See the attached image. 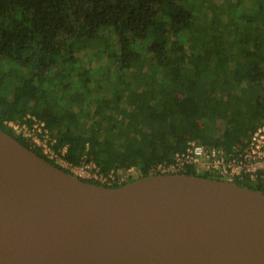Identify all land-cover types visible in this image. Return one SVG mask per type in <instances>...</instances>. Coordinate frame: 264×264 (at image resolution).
<instances>
[{"label":"trees","instance_id":"obj_1","mask_svg":"<svg viewBox=\"0 0 264 264\" xmlns=\"http://www.w3.org/2000/svg\"><path fill=\"white\" fill-rule=\"evenodd\" d=\"M160 1L0 0V128L73 173L4 123L34 114L68 162L141 177L189 138L229 148L264 123V0H205L217 17ZM232 181L264 192V177Z\"/></svg>","mask_w":264,"mask_h":264},{"label":"water","instance_id":"obj_2","mask_svg":"<svg viewBox=\"0 0 264 264\" xmlns=\"http://www.w3.org/2000/svg\"><path fill=\"white\" fill-rule=\"evenodd\" d=\"M0 264H264V192L186 172L106 186L0 128Z\"/></svg>","mask_w":264,"mask_h":264},{"label":"built area","instance_id":"obj_3","mask_svg":"<svg viewBox=\"0 0 264 264\" xmlns=\"http://www.w3.org/2000/svg\"><path fill=\"white\" fill-rule=\"evenodd\" d=\"M4 123L32 146L40 148L48 158L76 171L80 177L110 186L141 175V170L135 165L112 168L105 172L93 160H82L79 164L68 162L63 158L66 145L56 149V139L51 136L46 121L34 114H27L26 119H6ZM188 168L196 173L215 174L231 181L236 178L264 177V123L257 124L247 136L229 148L189 138L183 149L174 151L169 157L152 165L149 172H185Z\"/></svg>","mask_w":264,"mask_h":264},{"label":"rangeland","instance_id":"obj_4","mask_svg":"<svg viewBox=\"0 0 264 264\" xmlns=\"http://www.w3.org/2000/svg\"><path fill=\"white\" fill-rule=\"evenodd\" d=\"M199 0H190V7L191 6H195V5H197L199 2H198ZM232 1H234V0H232ZM242 1H244V0H242ZM202 6L200 7V9H199V11H202V13L204 12V11H206V13L208 14V16L210 17V16H212V12L214 13V17H217V15H220V8H215V5H212V4H209L208 2H206L205 0H202ZM233 4H235V1L233 2ZM249 5V3L248 2H245L244 3V8L242 9V11H244V12H246V13H248L249 12V10H250V6H248ZM165 6H166V0H161L159 3H158V7L160 8V9H164L165 8ZM197 7V6H196ZM218 7V6H217ZM191 8H193V7H191ZM212 9H213V11H212ZM72 40H74V39H68V44H64V46H66L68 49L70 48V42L72 41ZM75 41V40H74ZM65 42V41H64ZM63 42V43H64ZM67 49V50H68ZM67 50H66V52H67ZM69 51V50H68ZM91 51V50H90ZM88 56V54H86L85 55V57L84 58H86ZM111 57H113V54H111V53H109V55H108V57H105L104 59H100L99 61H94V63H92V64H96V63H100V64H103L104 65V68L107 66V65H109L110 64V58ZM57 58V60H61V58H62V55H59V56H57L56 57ZM84 62H86V61H84ZM87 63V62H86ZM89 64H91L90 62L88 63V65ZM108 67V66H107ZM109 67H110V65H109ZM91 70H93V78L94 77H96L97 76V69L96 68H91ZM141 70H138V72L136 73L137 75L138 74H140L139 72H140ZM92 78V79H93ZM71 170V169H70ZM74 174H76L75 172H74V170H71ZM77 175V174H76Z\"/></svg>","mask_w":264,"mask_h":264}]
</instances>
